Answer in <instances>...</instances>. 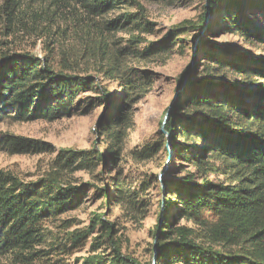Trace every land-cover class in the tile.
<instances>
[{
  "label": "trees",
  "instance_id": "16d2710c",
  "mask_svg": "<svg viewBox=\"0 0 264 264\" xmlns=\"http://www.w3.org/2000/svg\"><path fill=\"white\" fill-rule=\"evenodd\" d=\"M25 0H0V20L14 23L23 15ZM72 3L95 21L134 0H53ZM204 9L217 19L225 34L237 33L245 40L264 44V0H206ZM122 19V20H121ZM135 15L97 22L105 32H121L135 22ZM212 38L213 27L204 21L195 26ZM206 27V28H205ZM183 28H176L162 41L136 57H167ZM142 31H145L142 29ZM164 43V45H163ZM196 62L177 80L181 90L164 125L176 161L194 166L195 171L166 183V197L156 225L154 264H264V59L228 49L197 47ZM121 53V50H118ZM131 54L128 53V55ZM197 58L206 64L197 67ZM105 74L120 83L121 103L112 104L102 133L110 140L107 155L99 161H121L123 145L132 126L131 112L154 84L150 73L131 74L116 55ZM235 74L240 80L228 79ZM95 78L73 76L56 70L48 62L30 54H11L0 61V125L16 122H54L71 118L85 107L104 106L110 95H101ZM113 102V101H112ZM163 139L165 136L161 133ZM166 141L163 149L166 151ZM0 150L35 154L50 152V145L0 133ZM160 149L145 147L138 160H151ZM95 155L62 150L59 165L85 171L94 165ZM77 167H76V166ZM213 176V178L211 177ZM223 178V180H220ZM114 203L137 212L141 201L116 178ZM79 188L60 179L25 184L0 170V264H61L67 246L83 248L88 235L101 230L104 237L115 233V223H105L103 215H92L87 231L73 232L65 243L46 228L47 221L74 210ZM210 213L215 222L205 218ZM186 221L203 228V234ZM101 244L94 246L96 252ZM223 246L224 250L217 248ZM113 256L89 255L78 264H137L121 254L112 242ZM239 247V252H226Z\"/></svg>",
  "mask_w": 264,
  "mask_h": 264
},
{
  "label": "rangeland",
  "instance_id": "374dc122",
  "mask_svg": "<svg viewBox=\"0 0 264 264\" xmlns=\"http://www.w3.org/2000/svg\"><path fill=\"white\" fill-rule=\"evenodd\" d=\"M134 2L93 21L73 2L56 4L53 0H25L23 15L17 21L10 23L5 17L0 20V61L11 54H30L48 62L56 70L95 78L102 94L87 96L110 95L104 106L84 107L81 112L85 114L79 113L71 118L54 122L7 120L0 125L3 135L48 144L51 149L39 154L0 150V170L25 184L57 178L80 189L76 209L46 222V228L56 240L65 243L69 234L85 233L92 215L104 214L102 220L105 223L116 225V231L110 238L104 237L101 230H95L87 236L83 248L68 244L67 255L61 257L64 260L61 264H78V260L94 254L109 258L114 254L112 242L119 243L121 254L134 259L137 264L154 263V237L161 203L166 197V183L195 171L194 166L176 161L173 154L169 160L172 150L168 144L167 150L163 149L164 142L169 139L161 128L176 94L179 76L188 66L195 64L197 47L199 50L201 47L205 50L219 47L264 59V44L245 40L237 33L225 34L219 21L211 19L204 9L206 0ZM128 14L135 15L137 20L121 32L107 33L97 23L118 20ZM202 21L214 28L212 38H206L205 29L197 30L195 27ZM257 25L263 30L262 20H258ZM176 28L183 29L167 57L162 55L141 60L133 53V50L142 52L154 43H162ZM116 55L132 75L150 73L154 84L132 109V126L123 145L121 161L106 163L99 161L98 155H107L110 140L101 129L108 122L112 104L121 103L120 83L108 79L105 74L110 59ZM202 59L197 58L199 70L206 64ZM228 79L240 80L235 74H229ZM145 147L158 148L160 152L151 160L140 161L136 154ZM62 150L93 153L96 156L94 165L85 171L75 167L66 169L57 160ZM115 178L141 201L137 212L129 211V208L124 210L114 203ZM205 218L215 222L210 213H206ZM174 224L193 227L199 234L204 232L203 228L186 221ZM99 244L100 249L96 252L94 246ZM217 248L224 250L223 246ZM225 251L240 250L239 247H227Z\"/></svg>",
  "mask_w": 264,
  "mask_h": 264
},
{
  "label": "water",
  "instance_id": "95a60500",
  "mask_svg": "<svg viewBox=\"0 0 264 264\" xmlns=\"http://www.w3.org/2000/svg\"><path fill=\"white\" fill-rule=\"evenodd\" d=\"M180 92H181V90H177V91H176V94H175V96H174V98H173V100H172V102H171V104H170V106H169V108H168V110H167V113H166V115H165V117H164V122H163V124H162V128H161V132H162L164 135L168 136V139H169V140H168V145H169V146H170V137H169L168 133L165 131V129H164V125H165L166 121H167V120L169 119V117H170V111H171L172 106L174 105V103H175V101H176L178 95L180 94ZM171 158H172V153L169 154L168 159L171 160ZM155 261H156V251H155V254H154V263H155ZM154 263H153V264H154Z\"/></svg>",
  "mask_w": 264,
  "mask_h": 264
}]
</instances>
